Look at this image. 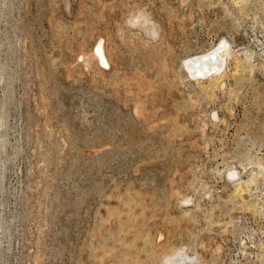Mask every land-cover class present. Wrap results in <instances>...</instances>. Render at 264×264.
Listing matches in <instances>:
<instances>
[{
	"label": "rangeland",
	"instance_id": "obj_1",
	"mask_svg": "<svg viewBox=\"0 0 264 264\" xmlns=\"http://www.w3.org/2000/svg\"><path fill=\"white\" fill-rule=\"evenodd\" d=\"M0 264H264V0H0Z\"/></svg>",
	"mask_w": 264,
	"mask_h": 264
},
{
	"label": "bare ground",
	"instance_id": "obj_2",
	"mask_svg": "<svg viewBox=\"0 0 264 264\" xmlns=\"http://www.w3.org/2000/svg\"><path fill=\"white\" fill-rule=\"evenodd\" d=\"M223 47L224 44L220 45L218 48L215 47L216 49L214 48L213 51L187 59L185 61L186 67L191 71L192 75L194 76L202 77L217 72L218 69L220 70L223 63V59L220 56L221 54L219 55V53L223 50ZM94 54L102 64L106 65V60L103 54L101 42L98 43L95 47Z\"/></svg>",
	"mask_w": 264,
	"mask_h": 264
}]
</instances>
